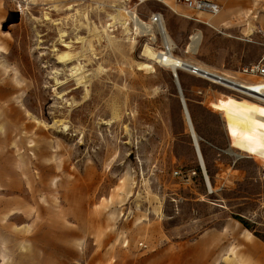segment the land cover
<instances>
[{
	"label": "rangeland",
	"instance_id": "1",
	"mask_svg": "<svg viewBox=\"0 0 264 264\" xmlns=\"http://www.w3.org/2000/svg\"><path fill=\"white\" fill-rule=\"evenodd\" d=\"M207 1L224 8V0ZM111 6L0 0V264H188L194 245L195 264H238L207 253L197 238L223 234L218 243L238 248L250 233L264 243V189L211 175L208 192L181 104L148 103L159 83L177 95L175 79L155 60V73L136 70L147 62L144 46L160 50L159 36L131 34ZM172 9L189 13L175 0L145 2L140 13L163 16L179 57L195 29L203 41L191 60L236 79L264 53V0H249L218 31ZM73 65L79 75L69 72ZM179 80L191 104L206 97L191 87L232 93L188 75Z\"/></svg>",
	"mask_w": 264,
	"mask_h": 264
},
{
	"label": "bare ground",
	"instance_id": "2",
	"mask_svg": "<svg viewBox=\"0 0 264 264\" xmlns=\"http://www.w3.org/2000/svg\"><path fill=\"white\" fill-rule=\"evenodd\" d=\"M248 1L224 0L222 1L224 10L209 18H221L224 15L229 17L238 8L247 4ZM172 12L177 14L175 9H172ZM178 16L189 19V15ZM211 29L217 30L215 26ZM93 31L95 30L93 29ZM224 35L234 40L232 34L225 33ZM61 37H63V34L60 35ZM80 39L77 38V40ZM202 41L203 34L197 33L192 36L191 42L186 46V51H183L187 57H179L174 51L170 55L167 53L155 54L149 47H143L141 55L145 57L144 59L147 62L138 63L136 70L150 74L155 73L156 70L152 66V61L155 60L163 67L164 71L171 73L177 87V95H170L167 93L166 87L159 83L157 90L153 91V94L156 95L155 99L148 98V103H152L154 100L158 101L161 98L170 107L175 106L177 102L181 104L188 134L191 137L204 176L205 186L209 193H213L215 190L212 186L211 175H215L219 179V184L229 183L235 186L240 183L245 187L261 192L264 189V102L254 96L246 88L247 83L242 80L229 76L216 68L199 63L195 64L191 57L198 55ZM60 42L63 43V40H60ZM89 50L92 51V48L89 47ZM66 57H68V54L63 53L58 58L63 59ZM64 61H67V58ZM193 68L197 71H193ZM68 70L71 75L80 74L79 65H73ZM179 74L200 78L208 81L211 85L232 93L218 95L210 88L191 87L193 92L201 90L206 94L204 100L200 101L198 97L196 102L191 104L186 99V93L179 80ZM151 79L152 76L148 77V82ZM75 82L78 87L81 86L78 78H75ZM63 95L59 93L58 97ZM166 97L168 99L173 97L174 102L166 101ZM161 122L162 143L168 150L172 145L168 116L163 118ZM190 181L189 178L187 184ZM249 238H251L250 234ZM197 240L203 239L199 237ZM220 247L236 254L232 247Z\"/></svg>",
	"mask_w": 264,
	"mask_h": 264
},
{
	"label": "built area",
	"instance_id": "3",
	"mask_svg": "<svg viewBox=\"0 0 264 264\" xmlns=\"http://www.w3.org/2000/svg\"><path fill=\"white\" fill-rule=\"evenodd\" d=\"M147 1L162 2V0H115V4L112 5V8L115 11H123V16H121L124 18L122 19L124 22L121 24L128 26L127 28L131 34L135 35L134 31L137 29L142 34L149 36L151 42H154L155 35L159 36L161 46L160 50L155 54L167 53L170 55L173 52V47L170 45L166 37L160 14L158 12L152 13L149 18V23H146L136 15V9L138 6ZM175 1L179 5L196 12H205L211 15H215L219 12L218 5L206 0ZM113 24L114 22H111L109 26L111 27ZM193 71L197 70L193 68ZM239 74L243 77L242 81L247 83L246 88H248L254 96L264 102V53L260 56L257 62L241 67Z\"/></svg>",
	"mask_w": 264,
	"mask_h": 264
},
{
	"label": "crops",
	"instance_id": "4",
	"mask_svg": "<svg viewBox=\"0 0 264 264\" xmlns=\"http://www.w3.org/2000/svg\"><path fill=\"white\" fill-rule=\"evenodd\" d=\"M110 1H112V5L115 4V2H114L115 0H110ZM147 2H149V1H147ZM216 5H218V4H216ZM140 7H141V5L138 6V8L136 9L137 17L141 18L146 23H149V18L152 15L153 12H151L148 15H141ZM181 7L184 8L185 10H188V12H189L188 14H184V15H189V19H187V18H185V19L190 20L191 22H193L195 24H199V25L205 26L208 29L214 28V26L218 29V27L220 25H223L224 23H226V20H227V17H228V16L224 15L221 18H209V17H214L216 14L215 15H211V14H208V13H205V12H196V11L187 9V8H185L183 6H181ZM223 10L224 9L219 7V12L223 11ZM176 13H177V11H176ZM160 16H161V19H162L163 28H164L166 37L168 39V42L173 47V51L175 52L176 45H175L173 39L171 38L169 32L167 31L166 26L164 25L163 16L161 14H160ZM212 30H215V29H212ZM197 33L203 34L201 29H195L194 32H191L190 34H188V36H187V44L189 42H191L192 36L196 35ZM187 44L185 45L184 51H186ZM225 230H227V229H225ZM249 234L250 233L247 234V236L242 241V244L240 246H238V248L233 246V245L229 246V245H225V244L223 245L221 243H218L219 241L224 240V239L219 240V238H223V236H222L223 234H221L220 237H215L213 235V233H209L208 237L202 238L203 240H200V241L198 240L196 242L201 243L202 245L204 244V246H207V249H206L207 253L211 249L220 251L222 253V254H220L221 258H224L226 256L234 257V258L237 259V263L238 264H264V243L262 241L258 240L257 238H255L252 234H250L251 238H249ZM220 246H223V247H226V248H231L232 247L236 251V254H233V253H230V252H228L226 250H223V249H221ZM194 248H197V246L194 245L188 251V255H189V261L187 259L188 264H195L197 262H201V261H199L200 259H198L197 257L194 258L191 255V251ZM194 250H197V249H194Z\"/></svg>",
	"mask_w": 264,
	"mask_h": 264
}]
</instances>
